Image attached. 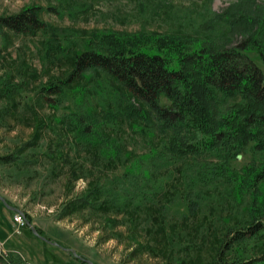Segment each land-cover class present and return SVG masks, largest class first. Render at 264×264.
I'll use <instances>...</instances> for the list:
<instances>
[{
	"label": "trees",
	"instance_id": "obj_1",
	"mask_svg": "<svg viewBox=\"0 0 264 264\" xmlns=\"http://www.w3.org/2000/svg\"><path fill=\"white\" fill-rule=\"evenodd\" d=\"M40 11V7H28L14 15H0V33L33 35L45 29ZM241 22L242 39L236 44L198 41L188 35L104 32L68 58L70 70L65 78L41 86L37 98L52 109L59 108L70 95L66 92L79 87L75 83L88 74L108 77L117 91L115 112H106L99 121L89 112L57 121L73 132L74 140H50L46 150L37 153L51 162V170H68L71 182L87 179V189L69 200L63 213H111L114 217L103 218L111 228L125 227L132 236V226L148 223L152 226L145 228L146 233L164 236L167 201L163 197L169 200L170 193H180L177 199L186 204L183 220L188 222L200 209V194L215 181L221 180L230 191L241 190L238 195L254 193L250 190L264 180V160L238 170L232 162L249 144L255 152L264 153V69L255 61L259 59L264 67V24L257 18ZM74 93L71 96L82 102L81 94ZM50 96L55 97L52 103ZM161 97L170 107L160 105ZM43 121L44 126L36 125L19 149V156H0V163L27 164L24 153L39 146L46 127ZM123 125L148 139L146 152L127 150L117 138ZM70 142L81 145L88 159H76L77 151L71 156L66 147L72 146ZM202 153L209 157L201 159ZM256 202L252 199L247 207L248 220L241 226L231 225L217 239L210 264H264V241L255 249L246 245L264 236V201ZM119 236L112 233L110 237ZM0 264L27 263L0 253Z\"/></svg>",
	"mask_w": 264,
	"mask_h": 264
},
{
	"label": "rangeland",
	"instance_id": "obj_2",
	"mask_svg": "<svg viewBox=\"0 0 264 264\" xmlns=\"http://www.w3.org/2000/svg\"><path fill=\"white\" fill-rule=\"evenodd\" d=\"M28 7L41 8L39 17L46 24L45 29L33 35H13L5 30L0 33V156H19V149L29 141L35 126L43 127L41 120H44L46 127L40 130L39 146L24 153V157L28 156L27 164L0 163V196L15 208L8 209L0 200L3 251L27 264H85L74 259L72 253L93 264H210L217 239L231 225L241 226L248 220L247 207L252 199L256 203L264 201V180L250 190L253 194L247 192L244 196L238 195L241 190L230 191L224 182L215 181L200 194V209L190 222L183 220L187 207L181 197L177 199L180 193L177 196L170 193L169 200L164 196L163 201H167L164 236L146 233L145 228L152 226L148 223L132 226V236L125 227L111 228L103 219L114 217L111 213L105 216L89 211L63 213L64 205L87 189V179L71 182L68 170L63 167L59 171L51 170V162L37 153L46 150L50 140H74L73 132L57 121H66L74 114L83 116L85 112L99 121L106 112H115L117 91L108 77L93 73L76 82L75 86L79 87L67 91L70 95L62 99L57 109L48 107L37 95L42 85L67 76L68 58L85 49L94 36L104 32L161 37L188 35L198 41L210 39L236 44L242 39V20L257 18L264 24V1L0 0V15H14ZM255 61L264 69L259 59ZM74 91L81 94L82 102L71 96ZM6 94L17 95L7 99ZM54 99L50 96L51 103ZM160 105L170 107L164 97L160 98ZM122 130L117 138L128 151L146 152V137L124 125ZM70 143L72 146L66 144V147L71 156L75 157L76 151L79 153L76 159L89 156L83 153L81 145ZM157 143L155 140L154 144ZM251 145L232 162L233 168L238 170L264 160V153L255 152ZM31 152L35 157L29 156ZM208 157V153L201 155V159ZM15 212L25 218L23 226L12 222ZM30 227L48 240L35 236ZM112 233L120 234L119 238L110 237ZM261 241L264 236L246 245L255 249Z\"/></svg>",
	"mask_w": 264,
	"mask_h": 264
},
{
	"label": "water",
	"instance_id": "obj_3",
	"mask_svg": "<svg viewBox=\"0 0 264 264\" xmlns=\"http://www.w3.org/2000/svg\"><path fill=\"white\" fill-rule=\"evenodd\" d=\"M0 200H1V202L8 208V209H10V210H15V208H13V207H11L1 196H0ZM31 228V227H30ZM31 230H32V232H33V234L35 235V236H37V237H39V238H41L42 240H44V241H46V239L44 238V237H42L41 235H39L38 233H37V231L34 229V228H31ZM54 244V243H53ZM68 251H70V249H68ZM73 254V256L74 257H76V258H78V259H80V260H82L85 264H93L91 261H89V260H86V259H83V258H81L79 255H77L76 253H72Z\"/></svg>",
	"mask_w": 264,
	"mask_h": 264
},
{
	"label": "built area",
	"instance_id": "obj_4",
	"mask_svg": "<svg viewBox=\"0 0 264 264\" xmlns=\"http://www.w3.org/2000/svg\"><path fill=\"white\" fill-rule=\"evenodd\" d=\"M12 222L17 226H23L24 225V217L21 213L15 212L12 217ZM0 253L4 255H8L5 251H3L1 245H0Z\"/></svg>",
	"mask_w": 264,
	"mask_h": 264
}]
</instances>
